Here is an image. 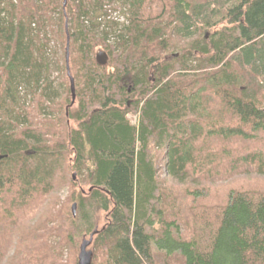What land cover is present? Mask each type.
I'll return each mask as SVG.
<instances>
[{
	"label": "trees",
	"instance_id": "obj_1",
	"mask_svg": "<svg viewBox=\"0 0 264 264\" xmlns=\"http://www.w3.org/2000/svg\"><path fill=\"white\" fill-rule=\"evenodd\" d=\"M66 1L0 0V264H264V0Z\"/></svg>",
	"mask_w": 264,
	"mask_h": 264
},
{
	"label": "rangeland",
	"instance_id": "obj_2",
	"mask_svg": "<svg viewBox=\"0 0 264 264\" xmlns=\"http://www.w3.org/2000/svg\"><path fill=\"white\" fill-rule=\"evenodd\" d=\"M110 13H112L114 19L123 20V13L121 12V10L119 8H117L116 10H111ZM101 54L102 53L100 51H98V56L100 55V60L102 62H104L105 59H104L103 55L101 56ZM54 75L57 76L58 74L54 73ZM128 120L132 124H137L138 123V116L130 114V115H128ZM161 174H162L161 175L162 178H167L166 171L164 170V168L161 169ZM76 177L79 179L77 174H75V179H77ZM259 177L263 178L261 180V182H263L264 181V176H259L258 172L251 173V174H248V175L238 176V177H236L235 181H236V183L249 181V180L253 181V180H256ZM233 184H234V181L233 182H225L224 184H219V185H215V186L217 188H221L224 185L230 186V185H233ZM69 185H70V179L67 180L66 182H63V183H60V184L54 186L52 194H50L49 196H46L49 201L48 200H47V202L45 201V203L43 204V206L41 207L39 212L37 214H35V215H33L34 214L33 213V209L35 207H37V205H35L33 208L27 210V212L29 214L23 218V219H25L24 221L30 222V223L31 222L34 223V221H36L37 219H41L42 218L44 212L46 214L48 211H51V210L55 211L56 213L60 212V215L58 217V219L60 220L62 218V216L65 214V212L66 211L68 212V210L71 211L72 207H73V203L72 204L70 203V205H68V207H66V203H65L66 199L71 194V189H70ZM85 189H87V187H85ZM77 212H78V209H76V214H77ZM21 213L26 215L24 212H21ZM98 220H99V226H101V215H98ZM81 243H82V239L79 242V247H80ZM79 251H78V254H77L78 261H79ZM65 257H67V255Z\"/></svg>",
	"mask_w": 264,
	"mask_h": 264
},
{
	"label": "water",
	"instance_id": "obj_3",
	"mask_svg": "<svg viewBox=\"0 0 264 264\" xmlns=\"http://www.w3.org/2000/svg\"><path fill=\"white\" fill-rule=\"evenodd\" d=\"M67 1L65 0L64 2V6L66 5ZM102 56V54H101ZM104 57V56H103ZM105 61L104 63L106 62V58L104 57ZM66 60H67V67H68V73L69 72V36L67 38V56H66ZM98 60H100V55L98 56ZM102 62V61H101ZM71 90H72V104L75 103V86H74V80L73 78H71ZM75 177V175H74ZM76 209H77V204L74 203L73 204V207H72V211H73V215L76 216ZM98 233V229L96 228L94 230V232L91 234L89 240L87 239H84L82 244H81V247H80V253H79V261H78V264H92V261H93V252L92 250H89V246L91 245L92 241H93V237L95 234Z\"/></svg>",
	"mask_w": 264,
	"mask_h": 264
},
{
	"label": "bare ground",
	"instance_id": "obj_4",
	"mask_svg": "<svg viewBox=\"0 0 264 264\" xmlns=\"http://www.w3.org/2000/svg\"><path fill=\"white\" fill-rule=\"evenodd\" d=\"M99 13V12H98ZM91 26V25H90ZM69 27V26H68ZM108 27V26H107ZM69 35V34H68Z\"/></svg>",
	"mask_w": 264,
	"mask_h": 264
}]
</instances>
